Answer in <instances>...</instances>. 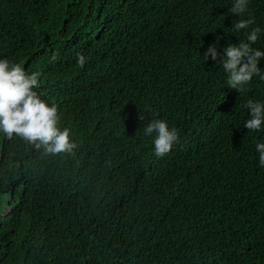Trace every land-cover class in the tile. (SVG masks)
Wrapping results in <instances>:
<instances>
[{"label": "trees", "instance_id": "obj_1", "mask_svg": "<svg viewBox=\"0 0 264 264\" xmlns=\"http://www.w3.org/2000/svg\"><path fill=\"white\" fill-rule=\"evenodd\" d=\"M230 7L0 0V58L41 72L76 145L54 154L0 134V264H264V131L243 126L264 80L240 94L202 57L218 37L221 51L244 39ZM247 15L264 28V0ZM152 117L179 132L163 157L140 131Z\"/></svg>", "mask_w": 264, "mask_h": 264}, {"label": "clouds", "instance_id": "obj_2", "mask_svg": "<svg viewBox=\"0 0 264 264\" xmlns=\"http://www.w3.org/2000/svg\"><path fill=\"white\" fill-rule=\"evenodd\" d=\"M250 0H231L229 12L238 17L231 29L243 33L244 39L238 43L231 41L220 49V37L209 45L203 54L204 62L217 61L227 77V85L242 94L254 77L264 80V47H257V41L264 35V28L256 25L255 19L248 16ZM53 54L52 60H56ZM86 56L77 54V63L83 67ZM41 72L26 70L21 63L0 58V134L12 137L14 134L44 147L49 153L71 152L75 147L68 127L61 129L58 106L46 99L39 91ZM247 119L243 126L248 130L264 131V100L248 99L244 104ZM144 119V115H140ZM145 137L152 139V152L157 157L170 153L179 142L176 127L170 126L164 118L152 117L140 130ZM259 164L264 166V140L255 142Z\"/></svg>", "mask_w": 264, "mask_h": 264}]
</instances>
